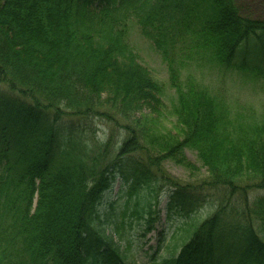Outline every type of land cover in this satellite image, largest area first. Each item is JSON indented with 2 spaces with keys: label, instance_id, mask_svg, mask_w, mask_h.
<instances>
[{
  "label": "trees",
  "instance_id": "obj_1",
  "mask_svg": "<svg viewBox=\"0 0 264 264\" xmlns=\"http://www.w3.org/2000/svg\"><path fill=\"white\" fill-rule=\"evenodd\" d=\"M245 7L246 0H0V264H135L126 260L133 254L124 217L136 196L132 215L146 209L152 231L162 182L175 188L168 210L187 219L159 264H264V195L248 200L249 189H264V120L241 131L224 99L183 82L176 64L189 47V56L264 79V19ZM131 21L168 65L177 132L145 128L143 113L165 106V86L130 44ZM95 117L124 121L115 149L113 135L95 141L72 123ZM186 149L208 171L202 184L227 188L243 204L228 199L200 218L201 196L161 166L197 170ZM118 173L128 199L111 221L101 205Z\"/></svg>",
  "mask_w": 264,
  "mask_h": 264
},
{
  "label": "rangeland",
  "instance_id": "obj_2",
  "mask_svg": "<svg viewBox=\"0 0 264 264\" xmlns=\"http://www.w3.org/2000/svg\"><path fill=\"white\" fill-rule=\"evenodd\" d=\"M245 8V14L250 13L264 19V0H246ZM128 38L130 44L139 54L140 61L165 86V106L160 113L151 114L148 111L143 113L144 118L147 117L150 119L148 122L149 126H145V128L150 133L151 130L159 133L162 131L177 132L176 120L170 110L171 103L176 96V91L170 83L167 63L154 48L153 44L144 38L135 21L130 22ZM188 50L189 47H186L182 53H179L180 55L178 54L177 57L181 58V63L180 60L176 61L180 69L179 77L183 82L191 79L202 87L208 88L213 94L223 98L229 108L231 117L235 119L236 123H234L241 131L247 125L258 124L264 120V79L253 75L249 71L224 68L216 64H211L209 61L199 60L196 55H187ZM4 91L6 90L4 89ZM20 98L26 100L23 97ZM70 122L69 124H71ZM123 122L120 120L117 123L116 121L110 123L97 117L73 119L72 121L75 125L86 128V135L90 139L105 140L110 134L113 135L112 142L114 144L111 142L113 149L116 148L124 135L125 129L122 126L124 125ZM185 154L198 167L196 168L197 170L187 169L172 161H166L161 166L168 175L182 185H191L194 188L193 193L201 196V206L198 209L199 214L202 215L200 218H206L211 211L215 210L220 202L228 201V199L232 201L233 205L241 206L243 204L242 198L237 201L236 199L240 197L238 195H231L227 188H223L222 186L211 188L202 184L201 182L208 176L206 167L202 165L196 151L186 149ZM162 184L158 190L159 205L157 207L160 210L159 219L155 222L152 231H146L148 225L147 219L149 218L146 209L144 210L146 212L142 213V218L132 215L133 205L137 200L136 196L132 197L131 204L128 206L124 217V233L132 243L130 255H133L132 257L128 256L129 258L126 259L130 263L159 264L160 259L168 256L173 250V246L176 243L173 236L178 226L187 219L182 212L168 210L169 191L175 188L173 186L171 187L168 183L162 182ZM126 190H128V185L118 173L115 176L112 187L105 193L101 205L102 212H112L111 221L120 220L122 217L120 213L125 208V202L128 199ZM142 192L144 193L145 190ZM262 195H264V189H249V203L254 201L256 197ZM108 225L112 227L111 223Z\"/></svg>",
  "mask_w": 264,
  "mask_h": 264
}]
</instances>
